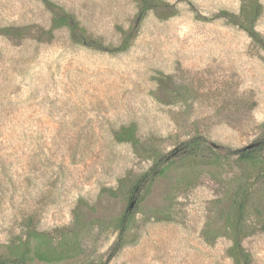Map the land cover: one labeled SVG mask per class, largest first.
Returning <instances> with one entry per match:
<instances>
[{"label":"rangeland","instance_id":"rangeland-1","mask_svg":"<svg viewBox=\"0 0 264 264\" xmlns=\"http://www.w3.org/2000/svg\"><path fill=\"white\" fill-rule=\"evenodd\" d=\"M51 1L104 46L133 27L136 37L124 53L75 44L66 28L50 43L0 37V245L30 219L41 232L72 228L79 206L84 251L65 264H234L223 234L233 174L177 164L130 199L154 162L114 135L135 123L165 153L199 135L221 152L261 137L264 50L215 18L241 0H164L173 9L144 18L136 0ZM51 24L41 0H0V28ZM256 28L264 38V14ZM243 246L264 264V231Z\"/></svg>","mask_w":264,"mask_h":264},{"label":"trees","instance_id":"trees-1","mask_svg":"<svg viewBox=\"0 0 264 264\" xmlns=\"http://www.w3.org/2000/svg\"><path fill=\"white\" fill-rule=\"evenodd\" d=\"M52 13L50 28L39 26H6L0 28V37L13 42L34 40L40 43H50L56 38V32L66 28L70 32L71 41L103 50L110 53H124L130 49L136 37L130 31H123V39L119 46H104L100 41L92 39L86 29L80 26L74 15L51 0H41ZM139 6V16L144 18L149 12L159 9H173L164 0H136ZM175 13H171L173 16ZM264 14V5L260 0H241L238 13L221 11L215 18H221L237 26L264 50V38L256 25ZM118 143H127L134 152L145 159L152 160L154 166L142 175L131 191L133 194L143 189H150L156 178L164 175L172 167L182 164L191 169L197 166L215 167L220 177L228 178V210L226 212L223 230L232 244L228 255L234 264H253L251 254L244 248L243 241L264 231V133L250 148L226 150L221 152L213 147L203 136H195L182 142L174 150L165 153L154 141L143 142L138 136L135 123L121 127L114 135ZM227 178V177H226ZM111 194H115L111 191ZM80 207L75 210L76 222L79 223ZM120 223V235L114 244L110 258L125 245L124 235L127 229V217ZM79 219V220H78ZM28 220L25 225V236L9 245H0V264H65L79 259L83 255L80 241L79 225L75 222L72 228L55 229L53 232H41ZM208 240V232L205 231ZM80 264H92L83 261Z\"/></svg>","mask_w":264,"mask_h":264},{"label":"water","instance_id":"water-1","mask_svg":"<svg viewBox=\"0 0 264 264\" xmlns=\"http://www.w3.org/2000/svg\"><path fill=\"white\" fill-rule=\"evenodd\" d=\"M251 146H248L247 148H250ZM134 202L131 204L130 209L133 207Z\"/></svg>","mask_w":264,"mask_h":264}]
</instances>
